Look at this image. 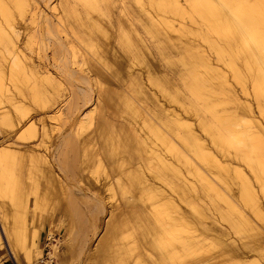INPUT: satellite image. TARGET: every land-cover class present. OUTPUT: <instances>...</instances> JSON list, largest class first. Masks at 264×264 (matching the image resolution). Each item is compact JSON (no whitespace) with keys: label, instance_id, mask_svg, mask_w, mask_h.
Segmentation results:
<instances>
[{"label":"bare ground","instance_id":"1","mask_svg":"<svg viewBox=\"0 0 264 264\" xmlns=\"http://www.w3.org/2000/svg\"><path fill=\"white\" fill-rule=\"evenodd\" d=\"M36 1L0 0V198L8 197L12 203L7 211L5 203L0 204V254L9 255L15 264H36L42 254V235H51L50 225L54 222V216L48 215L47 223L43 224L42 211L46 213V204H51L49 207L53 209L57 207L54 181L59 179L53 174L51 161L44 154L37 161L32 155L38 152V145L45 150L49 148V129L55 124H50L47 118L53 117L44 110L38 128L29 115L30 109L24 113L23 106L29 101L51 108L55 100L54 94L53 97L49 94L50 89L61 83L53 82L55 78L48 67L34 64L24 52L26 44L21 41V26L12 10V6L16 7L21 19L29 16L36 24L39 16ZM134 1L139 5L134 10L139 28L138 23L137 26L121 23L116 35L110 31L115 12L107 6L102 8L97 0H84L83 4L98 18H83L68 3L62 10L70 30L83 45L96 51V56L110 54V57L95 56L101 63L87 59L96 73L97 88H94L107 108L127 117L123 119L118 114L122 119L113 121L108 109V114L104 112L92 121L90 112L96 110L94 104L76 114L75 140L67 137L69 130L58 136L59 143L51 150L53 161L55 149L66 145L74 150L79 144L82 167L86 165L91 175L97 174L92 178L107 191L113 205L108 207L109 215L83 264H264V227L256 225L242 207L264 224V206L254 186L256 181L264 195V121L261 120L264 119V0ZM126 11L122 12L126 15ZM47 15L42 13L40 22L46 24L48 34L54 35L48 27L51 22ZM57 39L61 48L66 49L67 42ZM43 40L49 47L50 39ZM78 54L75 52L73 56L80 57ZM83 58L80 65L84 64ZM65 60L62 57L58 65H53L73 79L75 70L69 71ZM72 60V65H78V59ZM84 80L78 85L82 94L85 87L92 89L88 79ZM43 81L50 84V89ZM236 83L240 91L235 88ZM116 114L114 117L119 118ZM15 126L20 128L17 130ZM15 130L12 140H2L4 133L9 135ZM34 137L37 143H33ZM100 151L106 163L96 157ZM22 152L31 154L32 158L25 159L31 162L25 179L29 183L25 185L24 179L21 182L15 173L21 165L18 156ZM103 171L105 176L100 178L98 174ZM60 183L61 187L63 182ZM220 183L234 184L235 196L231 190L228 193L221 190ZM28 194L34 198L30 219L26 211L28 200H22ZM94 197V208L105 212V196L102 200ZM203 197L214 203L212 206L217 211L214 212L220 221L227 223V228L200 221V230L193 224L194 217L188 218L186 206L201 220H209L205 207L209 210L210 206ZM216 198L225 200L226 208L217 206ZM17 199L22 203L18 204ZM205 231L212 232L211 236ZM52 249V254L57 253L56 246ZM252 251L259 257L251 255Z\"/></svg>","mask_w":264,"mask_h":264},{"label":"rangeland","instance_id":"2","mask_svg":"<svg viewBox=\"0 0 264 264\" xmlns=\"http://www.w3.org/2000/svg\"><path fill=\"white\" fill-rule=\"evenodd\" d=\"M36 0H32V2H35ZM46 1L47 0H37L36 2L39 4H37L38 6H39V8H37L36 10H38L39 12V16H38V18H37V20L35 21V22H37L36 24L33 22V21H30V17L29 16H26L25 18H24V20L23 19H21V17H20V14H18L19 12H18V9L16 8V7H13L12 6V10H13V13H14V15H15V17H16V19H17V21H18V23H19V25L21 26L20 27V30H21V35H22V39H21V41H23L25 44H26V48H24V52L28 55V56H30V59L32 60V62L34 63V64H37V65H39V67H40V65H41V68H44V67H48L47 69H48V71L52 74V76L55 78V81H53V82H60L61 84H58L57 85V87L55 86V88H53V89H50V84L49 83H47V81H43V84H44V86H46V88L47 89H50V92H49V94H50V96H52L51 94H54L53 96H54V98H53V100H55L54 101V103H53V105L51 106V108H47V109H45V108H42V107H39L38 105H36V104H34V103H32V102H29V101H26L25 102V104H24V106H23V112H24V110H26V111H28V108L30 109V111H28L30 114L29 115H32V121L33 120H35L36 122V125L38 126V128H40V126H41V118H43L44 116H45V111L44 110H46L47 111V113H46V115H50L51 117H53V119L51 118V119H48L47 118V121L50 123V124H52V125H54L55 124V126L54 127H51L50 129H49V142H48V144H49V148H47L46 150H45V148L43 147V146H37V150H38V152H36V153H33L32 155H34V158L33 159H35L36 161H37V159L39 158V157H41V155L42 154H44V155H42V156H44V158L46 157V159H49L50 161H51V164H50V166H51V168H52V171H53V174H54V176H55V178H57V179H59V180H56V181H54V182H57V184H56V186H55V188L57 187V191H59L58 193H57V191H55V188H54V193H55V201H56V205H57V207L55 208V209H53V208H51V207H49V206H51V204H46V208H44V209H46L47 211H45L46 213H44L43 211H42V213H43V220H42V222H43V224H46L47 223V217H49L48 215H50V216H54V219H52L54 222H52V224L50 225V228H51V235H49V236H47V233H45V234H43L42 235V240H41V242H42V254H41V256L39 257V259H38V261L36 262V264H83V262H84V260H85V258H86V254H87V251H88V249H89V247H90V245L92 244V243H94L96 240H97V237H98V235H100V233H101V230H102V227H103V223H104V220H106L107 219V217H108V212H107V209L108 210H110L109 208L111 207H113V205L110 203L111 202V200H110V198H109V195L107 194V191H105V189L103 188V186H100V184L99 183H95V180L92 178L93 177V175H97L96 173L95 174H92L91 175V173L92 172H90L91 170H90V168L88 167L87 168V166L86 165H83L84 167H82V164H83V162H81L82 161V158H83V156H82V152H81V146L79 145V144H77L76 145V147H74V150L73 149H69L66 145L65 146H63V147H61V148H59L58 150H59V152H58V150H56L55 149V153H56V155H55V157H56V159H54L53 161H52V156L50 155L51 154V150L53 149V147L57 144V143H59V139H58V136L59 135H61L62 133L64 134L65 132L66 133H68L69 132V130H70V133H69V135L67 136L68 138L70 137L71 139L74 137V140H75V132H76V130H77V126H74V119H75V117L80 113V112H82V111H86L87 109H90V108H92L93 107V105H94V109L96 108V110H94V113H91L92 112V110H91V112H90V119H92V121H93V119H96L97 117H99L100 115H102V113H107V111H108V109H109V116L110 117H112V119H114L113 121H115V120H117V121H119V120H121L122 119V117H123V119L124 118H126L127 119V117H126V114H123V115H121V113L120 112H118V114L119 115H121L122 117L120 118V116L118 115V114H116L113 110H111L110 108H107V105L105 104V102H103V99H102V97H100L101 95L98 93V91H97V87H96V85H95V77H96V73H94V67L92 66V63L90 62V63H88V60L90 59V60H96V62H100L101 63V61L100 60H98L97 58L99 57V56H108V57H110V54L108 55H106V54H102V53H100V54H98L97 53V55L98 56H96V51L95 52H93L91 49H89L87 46H85V44L83 45V43L74 35V32H72L71 30H70V26H69V23H68V21L66 22V18H65V16L63 15V8H64V5L66 4V3H68L69 5L70 4H72L71 6L73 7H75L81 14H82V16H83V18H92V17H94V16H96V13H94L92 10H89V9H87L86 8V5H84L83 4V1L84 0H50L48 3L50 4V6H49V4L47 5V6H45L46 5ZM81 1V2H80ZM97 1H99L100 3L99 4H101V7L102 8H104V7H109L108 9L109 10H112V13H114L113 14V19L114 18H116V19H114V22H113V20H112V26L110 27V31L113 33V34H117V32H119V30H120V25H121V23H127V25L129 26V25H134L135 23L138 25V28H139V22L137 21V20H134V19H136V13H134V10L135 9H137L138 7H139V5H138V3H136L134 0H115V1H112V0H97ZM122 1H124V6H123V2ZM126 1V2H125ZM146 0H142V2H145ZM70 2V3H69ZM118 2H122L121 3V6L119 5V3ZM74 3H76V4H74ZM131 3V4H130ZM52 4V5H51ZM53 4H55L54 6H53ZM109 4V5H108ZM126 4V5H125ZM128 4V5H127ZM41 5V6H40ZM104 5V6H103ZM117 6V7H116ZM127 6V7H126ZM43 7H44V9H43ZM124 9H123V8ZM128 7H131V9H132V13H131V9L130 8H128ZM120 8V9H119ZM17 9V10H16ZM43 9V10H42ZM46 9V15H47V13H49V15H47L49 18H50V22H51V24H50V26H48L49 27V29H51L52 28V32L51 33H54V35L56 34L57 36H54L53 34H48L47 32L49 31V33H50V30H48L47 32H46V30H47V27H46V24L45 23H42V22H40V17L42 16V13H43V15L45 14L43 11ZM118 9V10H117ZM130 10V13L132 14H130L129 13V10ZM81 10V11H80ZM126 11V10H128V12L126 11V15H128L127 17H126V15L124 14V12H122V11ZM87 11V12H86ZM91 11V12H90ZM119 12V13H118ZM60 13V14H59ZM89 13H91V14H89ZM92 13H93V15H92ZM122 13H123V15H122ZM58 14V15H57ZM87 14V15H86ZM55 15V16H54ZM63 15V16H62ZM85 15V16H84ZM88 15H91V16H89L88 17ZM130 16H132V17H130ZM97 17V16H96ZM96 17H94V18H96ZM98 18V17H97ZM125 18V19H124ZM132 18V19H131ZM127 19V20H126ZM129 19H131V20H129ZM22 20H23V22H22ZM119 22H118V21ZM55 21V22H54ZM127 21V22H126ZM132 21V22H131ZM66 22V23H65ZM118 22V24H114V23H117ZM129 22V23H128ZM34 23V25H32V24ZM43 24V26L44 27H42V28H40V26ZM132 23H134V24H132ZM61 24H64V25H61ZM120 24V25H119ZM134 25V26H137V25ZM40 25V26H39ZM66 25V26H65ZM117 25H119V28H118V26ZM32 26V27H31ZM117 26V27H116ZM37 27V28H36ZM51 27V28H50ZM118 28V29H117ZM40 29H41V31H40ZM60 29V30H59ZM65 29V32L63 31ZM44 31V32H43ZM66 34V35H64V33ZM44 36H43V35ZM65 36V37H64ZM71 36H73L71 39H73V40H71L70 39V37ZM25 37V38H24ZM29 37V38H28ZM52 39H51V38ZM55 37H56V39H55ZM67 37H69V38H67ZM41 38H42V40H41ZM44 38H46V40H49L48 42V45H49V47L47 46V41H45V40H43ZM57 38H59V39H61V40H63L64 41V43H66L65 45V48L67 49L68 47H69V45L68 44H70L69 42H71L72 44H70V48H69V50H66V49H62L61 48V46L58 44V39ZM63 38H67L68 40H66V39H63ZM28 40V41H27ZM71 40V41H70ZM40 41V42H39ZM45 41V42H44ZM73 41V42H72ZM101 41V40H100ZM99 41V42H100ZM42 42V43H41ZM55 42V43H54ZM28 43V44H27ZM30 43V44H29ZM45 43V44H44ZM75 43V44H74ZM40 44V45H39ZM43 44H44V46H46V47H48V48H43L44 46H43ZM74 44V45H73ZM29 45V46H28ZM42 45V46H41ZM73 45V46H72ZM77 46V47H76ZM116 45L114 44V47H115ZM73 47V48H72ZM76 48V51L74 50ZM36 49V50H35ZM61 49V50H60ZM74 50L75 52H76V54H78L79 52H82V55H80V53L78 54V55H80V57L78 56H76V57H74L73 56V54L75 53L74 51L72 52V51ZM79 50V51H78ZM68 51H71V52H68ZM57 54H56V53ZM61 52V53H60ZM68 53H70V54H68ZM72 53V54H71ZM95 53V54H94ZM66 54V55H65ZM87 54V55H86ZM86 55V56H85ZM92 57V58H94V59H92L90 56ZM64 57L66 60H65V63H66V67H67V69L69 70V71H74L75 70V72H72L73 73V76L75 75V78L73 77V79H71V77H69V76H67L65 73H63L58 67H56V66H54L53 64H55V65H58V63H59V60H60V58H62V57ZM68 56V57H67ZM70 56V57H69ZM72 56H73V60H74V62H75V60L76 59H78V60H76L77 62H78V65H77V63H74L73 65H72V63L73 62H71V60H72ZM97 58H96V57ZM83 59H85V61L83 60V62H84V64H85V68L83 67V68H81L84 64L82 63L81 65H80V63H81V59L82 58ZM79 58H81V59H79ZM88 59V60H87ZM70 60V61H69ZM72 60V61H73ZM68 61V62H67ZM69 62L71 63V65L69 66L68 64H69ZM87 62V63H86ZM68 65V66H67ZM80 65V66H79ZM79 66V67H78ZM88 66H89V68H88ZM55 69H54V68ZM91 67V68H90ZM105 67V66H104ZM71 68V69H70ZM77 68V69H76ZM86 68H88V69H86ZM73 69V70H72ZM83 69V70H82ZM85 69H86V71H85ZM107 69V68H106ZM78 70V71H77ZM108 70V69H107ZM83 71V72H82ZM88 71V72H87ZM59 72V73H58ZM61 72V73H60ZM90 73H92V74H90ZM80 74V75H79ZM62 75V76H61ZM93 75V76H92ZM79 76H81V77H79ZM84 78H83V77ZM95 76V77H94ZM65 77H66V79H65ZM92 77V78H91ZM80 78V79H79ZM94 78V79H93ZM77 79H79V80H77ZM83 79H88V81H89V84H90V86H92V87H90V88H92V89H87L86 87H85V89H86V93L84 92L83 94L82 93H80L79 92V90H78V85L80 86V85H82L81 84V80H82V82H83ZM84 80V81H85ZM93 80V81H92ZM77 84V85H76ZM84 84V83H83ZM49 85V86H48ZM94 87H96V88H94ZM237 87V88H236ZM235 88L236 89H238V91H240V87L238 86V84L236 83L235 84ZM58 89L60 90L59 92H57L58 91ZM53 90H54V92H53ZM87 90L89 91V92H87ZM94 90V91H93ZM52 92V93H51ZM58 93V95H57V93ZM55 93H56V96H55ZM82 95V96H81ZM52 96V97H53ZM242 98H244L245 99V96L243 95L242 96ZM101 99V102H103L102 104H103V106H101L102 104H100L98 101ZM98 100V101H97ZM86 102V103H85ZM31 103V104H30ZM96 103H97V105H96ZM28 105V106H27ZM100 105V106H99ZM25 107V108H24ZM105 107V109H104V111H103V108ZM106 110V111H105ZM28 112H26V116H29L27 113ZM60 112V113H59ZM25 113V112H24ZM50 113H52V114H50ZM113 113H115L117 116H119V118L117 117V118H115L114 116H115V114H114V116L112 115ZM56 114V115H55ZM77 114V115H76ZM108 114V113H107ZM54 115V116H53ZM93 116H94V118H93ZM46 118V117H45ZM55 119V120H54ZM40 120V121H39ZM51 120V121H50ZM261 120L262 121H264V119H262V117H261ZM53 121V122H52ZM52 122V123H51ZM115 123L116 124H118V122H114V125H115ZM119 126V125H118ZM16 128H17V130L20 128V127H17V126H15ZM74 127L76 128L75 130H74ZM53 128V129H52ZM55 128V129H54ZM80 128V127H79ZM51 129H52V131H51ZM15 132H16V130L14 131V133H12V134H9V135H7V133L5 134L4 133V135L5 136H3V138H2V140H4V141H10V139L12 140L13 138H14V136H15ZM11 135V136H10ZM37 135H38V133H37ZM36 135V136H37ZM10 138H9V137ZM37 137H34V138H32V140H34L33 141V143H37L38 141H37V139H36ZM41 138V137H40ZM61 138H62V136H61ZM60 138V139H61ZM36 139V140H35ZM99 140V139H98ZM61 141V140H60ZM19 143L21 142L20 140L18 141ZM80 146V147H79ZM77 148V149H76ZM50 149V150H49ZM69 149V150H68ZM78 149H80V150H78ZM68 150V151H67ZM44 151V153H42ZM61 151V152H60ZM74 151V152H73ZM39 153H40V155H39ZM47 153V154H46ZM58 153V154H57ZM60 153V154H59ZM101 154V155H100ZM103 153L100 151L99 152V155L98 156H96V157H98V159H100L102 162H104V163H106V160H105V157H103V155H102ZM28 156V158H27V156ZM30 155V156H29ZM62 155V156H61ZM36 156H37V158H36ZM66 156V157H65ZM68 156V157H67ZM30 157V158H29ZM33 157V156H32ZM18 158H19V160H20V162H21V165H19L17 168H16V170H15V173L17 172V177H18V179L22 182V180H23V182L22 183H24V185L25 184H28L29 183V180H25L26 179V177H27V173L28 172H30V171H28V169L30 168V167H28V166H31L30 165V161H25V159H28V160H30V159H32L31 158V154H28V153H26V152H22L19 156H18ZM70 158V159H69ZM80 158V159H79ZM102 158H103V160H102ZM40 159V158H39ZM60 159V160H59ZM63 159V160H62ZM35 160H33L34 162H35ZM59 160V161H58ZM68 160V161H67ZM79 160H81V161H79ZM25 161V162H24ZM57 162H58V164H57ZM70 162V163H69ZM69 163V164H68ZM34 164V166H37V163L35 162V163H33ZM54 166H53V165ZM67 164V165H66ZM71 164V165H70ZM27 165V166H26ZM39 165V164H38ZM73 165H74V167H73ZM26 166V167H25ZM67 166V167H66ZM73 167V169H72V167ZM59 167H60V169H59ZM87 168V169H86ZM27 169V170H26ZM35 170H38V169H36V168H34ZM64 171H62V170ZM90 171H89V170ZM68 170H69V172H68ZM83 170V171H82ZM73 171V172H72ZM87 171V172H86ZM58 175V177H57V175L55 174V173ZM59 172V173H58ZM90 174H89V173ZM103 173V174H102ZM100 172V174H98V175H100L99 177L101 178V177H103L104 178V176H105V173H104V171L103 172ZM26 174V175H25ZM64 175V176H63ZM20 176H21V178H20ZM23 176V177H22ZM68 176V177H67ZM25 177V178H24ZM70 177V178H69ZM71 180V182H70V180ZM73 178V179H72ZM60 179H61V181L63 182H61L60 181ZM66 179V180H65ZM68 179V180H67ZM196 179V178H195ZM40 180L42 181V179L40 178ZM90 182H92V183H94V185H91L90 183H89V181ZM20 181H17V182H20ZM27 181H28V183H27ZM59 181V182H58ZM67 181H69V182H67ZM26 182V183H25ZM63 184H61V183ZM81 182V183H80ZM103 182H105V184H106V182L107 181H103ZM21 183V184H22ZM59 183L62 185L61 187H60V185H59ZM80 183V184H79ZM54 184V183H53ZM53 184L51 185L52 186V190H53ZM73 184V185H72ZM222 184V185H221ZM228 184H230V183H228ZM55 185V184H54ZM70 185V186H69ZM77 187H76V186ZM80 187H79V186ZM224 186H226L224 183H220V188H221V190H223V191H225L226 193H228L230 190V193H232V191H233V193L234 192H236V189H234L235 188V186H234V184H230V185H228V186H226V187H224ZM234 186V187H233ZM254 186H255V188H256V190L258 191V196H259V198H260V201H261V205L262 206H264V195H262L261 193H260V187H259V185H258V183L256 184V181H255V183H254ZM62 187L64 188V190L62 189ZM224 187V188H223ZM228 187V188H227ZM229 187H232V188H229ZM60 188H61V190H60ZM79 188H80V190H79ZM227 188V189H226ZM229 189V190H228ZM99 190V191H98ZM227 190V191H226ZM62 191V192H61ZM79 191V192H78ZM23 192V191H22ZM24 193V192H23ZM62 193V194H61ZM109 193V192H108ZM93 194V195H92ZM104 194V195H103ZM108 195V196H106V195ZM235 194L236 193H234V196H235ZM87 195V196H86ZM94 195H96L97 196V198H100L101 200L104 198L105 200V203H107L106 204V210H105V212H103V213H101V212H99V211H97V209H95L94 208V204H92L93 202L95 203V199H93V198H95L94 197ZM64 196V197H63ZM70 196V197H69ZM103 196H105V197H103ZM27 197V198H26ZM26 197L25 196H23V198H22V200L23 201H27L28 200V205H27V209H26V211H27V217H28V219H30V216H31V213H32V211H31V206H32V200L34 199L33 198V195H31V194H28V195H26ZM91 197V198H90ZM103 197V198H102ZM72 198V199H71ZM205 200H204V202L206 203H209L208 205L210 206V207H208V209L209 210H207L206 209V207H205V210H206V215H207V218L208 217H210V218H208L209 220H211V221H209V220H206V222L204 221V220H201L199 217H198V215L196 214H194L193 213V211L189 208V207H187L186 206V209H187V213H188V218L189 219H192V217H194V219H195V222L193 223L195 226H197L196 228L197 229H200L201 230V228H202V224H199L200 223V221L201 222H204L203 224H206V225H208V226H210L211 224L213 225H215V226H218L219 224L220 225H223L224 227H228V225H227V223L226 222H224L223 220L222 221H220L221 219L219 218V216H218V214L217 213H215V212H217L216 210H214V208H213V204L214 203H210L209 202V200H207V198L206 197H203ZM22 200H19V199H17V203L19 204V203H22ZM109 200V201H108ZM1 201H3L4 203H2ZM217 201V206H220V207H222V208H226V206H227V202L225 201V200H223V199H215V202ZM47 202V201H46ZM2 203V204H1ZM110 203V204H109ZM206 203V204H207ZM0 204H1V206H3V204H4V206H6L5 208V210L7 211L8 210V207L12 204L11 203V201H10V199L8 198V197H5V198H3V199H1L0 198ZM110 205V206H109ZM48 206V207H47ZM91 206V207H90ZM109 207V208H108ZM243 207V212L244 213H246L247 215H248V217L253 221V222H255V224L256 225H262V227H264V224H261V222L262 221H260L259 219L257 220V218H256V216L248 209V208H245V206H242ZM10 208V207H9ZM90 208V209H89ZM70 210V211H69ZM211 210V211H210ZM262 210H264V207H262ZM214 213H213V212ZM35 212L36 213H38V214H40V210L39 209H36L35 210ZM99 212V213H98ZM49 213V214H48ZM94 213V214H93ZM213 213V214H212ZM211 214V215H210ZM217 216H216V215ZM209 215V216H208ZM213 215V216H212ZM215 215V216H214ZM94 217V218H93ZM97 217V218H96ZM214 217H216V218H214ZM206 218V219H207ZM255 218V220H253ZM95 219V220H94ZM218 219V220H217ZM216 220V221H215ZM218 221V222H217ZM259 221V222H258ZM1 222V221H0ZM209 222V223H208ZM215 222V223H214ZM197 223V224H196ZM200 226H199V225ZM96 225V226H95ZM96 231V234H94V232ZM98 232V233H97ZM206 232H208V231H205V234L206 235H210V234H212V232H208V233H206ZM75 236H74V235ZM74 237H73V236ZM85 235V236H84ZM95 235V236H94ZM70 236V237H69ZM73 238H72V237ZM82 236V237H81ZM211 236V235H210ZM81 237V238H80ZM234 237H235V239L237 240V241H239V237L238 236H235L234 235ZM238 237V238H237ZM84 240L83 242H85V243H83L82 242V240ZM87 239V240H86ZM86 240V241H85ZM70 241H72V242H70ZM80 241H81V245L83 246L82 248H81V245H79L80 244ZM88 241V242H87ZM213 242H214V240H212ZM79 242V243H78ZM70 243L72 244V245H70ZM83 243V244H82ZM54 245V246H56V248H57V253H54V254H52L54 251H53V247L54 246H51V245ZM220 245L223 247V245L222 244H218V246L220 247ZM70 246H72V248L70 249ZM218 247V248H219ZM81 249V250H80ZM80 250V251H79ZM73 252V253H72ZM78 252V253H77ZM256 251H252V252H250V254L251 255H255V256H258L259 257V255H257L256 253H255ZM72 253V254H71ZM20 254H21V257H22V252L20 251ZM1 256H0V264H15L14 263V261H13V259L9 256V255H5V256H3L2 257V254H0ZM77 259V260H76Z\"/></svg>","mask_w":264,"mask_h":264}]
</instances>
